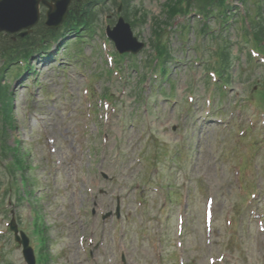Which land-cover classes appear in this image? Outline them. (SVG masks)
I'll use <instances>...</instances> for the list:
<instances>
[{"label": "rangeland", "instance_id": "rangeland-1", "mask_svg": "<svg viewBox=\"0 0 264 264\" xmlns=\"http://www.w3.org/2000/svg\"><path fill=\"white\" fill-rule=\"evenodd\" d=\"M137 1L151 14H157L163 0ZM110 3L108 0V7L115 14L116 9ZM44 7L40 6L39 20L30 33L43 29ZM100 19L101 24L94 28L93 34L85 36L87 41L81 48V57L69 51L75 48V44L69 42L51 62H37V74H32L31 79L16 80L13 72L5 77L12 83L15 98L14 126L7 140L12 146L17 145L31 165L37 186L32 192H29L32 185L25 192L21 190L19 195L24 196L23 200L17 202V196L16 199L12 196L6 207L1 206L0 214L4 217L0 216V230L5 231L9 217L5 208H8L15 216L19 215L33 236L30 222L37 211L38 225L55 255L51 264H121L117 257L119 252L124 253L128 264H154L153 257L159 251L163 252V259L155 264H176L179 256L190 259V264H211V256L214 264L219 260L221 264H264V232L256 224L246 219L242 225H234L233 228L241 230L236 237L230 239L226 234L232 214L229 198L236 193L245 197L254 188L256 178L264 174V97L258 94L255 100L237 101L233 95L241 86L229 83L221 56L216 54L210 59L203 49L188 51L187 46L194 40L193 30L190 28L184 41L172 30L167 34L169 45L174 55L183 61L170 64L167 81L153 79L151 86L146 81L141 94H152L146 97L147 103L138 104L131 90L137 85L141 69L128 68L130 82L124 84L123 80H118L114 85L125 88L124 92L115 88L118 110L113 112L109 106L108 119L93 120L90 109L95 99L85 95L87 79L92 78L99 98L109 99L110 94L108 88L102 92L98 89L103 80L92 75V71L105 64V54L100 50V31L105 23L102 16ZM192 19L189 22L196 26V20ZM135 30L138 38L148 43L149 22ZM229 35L235 41L236 33L232 28ZM68 37L73 39L72 35ZM148 46L136 54V60L143 59ZM246 50L237 51L234 71L240 67L246 69ZM193 56L197 63L201 62L200 67H191L194 64L190 57ZM106 61L110 62L108 55ZM162 67L160 62L159 71ZM204 68L208 69L209 76L200 79V69ZM254 69L260 71L254 74L261 76L259 81L263 84L264 68ZM105 73L122 78L125 70L115 67ZM198 75L201 76L197 80ZM108 85L112 86L113 82ZM244 88L248 89L246 85ZM216 98L221 100L217 110L228 106L224 116L231 125L229 134L211 117L200 116L203 101ZM179 106L183 108L180 115ZM6 111L9 116L5 123L11 127L10 108ZM97 111L99 113V109ZM257 122L261 124L259 129L253 128ZM182 134L186 137V153L177 143ZM159 139L170 143L164 160L166 167L142 169L144 164L139 163L137 154L140 152L146 159L147 150L154 149ZM178 153V159L171 161ZM99 170L112 176V180L103 179ZM152 176L155 180L160 176L169 179L171 182L160 184L165 189L175 186L182 192L173 196L177 200L171 205L166 203L164 209H160L163 202L155 194L143 192L141 196L148 199L143 205L135 198L139 193L135 181ZM38 183L47 188L39 191ZM188 184L190 203L185 209ZM100 188L105 189L106 194L102 195ZM117 195L121 198V219L110 216L103 220L100 214L114 209ZM210 198L214 200L213 219L211 230L207 231L203 212ZM94 199H97L95 216L88 213ZM185 215H189L188 221L180 236L177 229L180 217L185 218ZM12 240V235L5 239L2 251H6L7 261L23 264L20 248L14 246ZM88 251L94 254L88 255Z\"/></svg>", "mask_w": 264, "mask_h": 264}, {"label": "trees", "instance_id": "trees-1", "mask_svg": "<svg viewBox=\"0 0 264 264\" xmlns=\"http://www.w3.org/2000/svg\"><path fill=\"white\" fill-rule=\"evenodd\" d=\"M184 1V2H182ZM212 1H216V0H212ZM206 0H169L167 3H165V5L168 7V12L169 14H171L174 11H178V10H182L184 8H186V5L191 7V6H195L198 7L200 9H204V7L202 6V4H205ZM94 0H81V4L80 6L77 8V10L71 11L68 15L67 20L65 21V25L68 24H91L94 22L95 16H93V12H94V6H93ZM140 11V8L137 6H134L132 4V1L129 0L128 2V6L125 8V15L127 17H131V15H135L137 12ZM141 14H146V11H142ZM157 21V20H156ZM262 34H264V30L261 31ZM55 31L47 28L46 31L43 33V37H47V36H51L54 35ZM29 37L34 38V36H26V39H28ZM4 39H9V40H3L0 38V54L1 56H3V66L0 67L1 69L6 68V66L9 64V62H11V60L13 59L12 56L9 55L8 53V49H10V51L14 50V45H9L8 42L11 41L12 39L10 38H4ZM21 47V46H20ZM21 54H23L22 56H26L27 53V49L24 48V50L21 52ZM2 77L0 76V104H2V108L5 111V119L9 116V113L6 111V109H9V105H10V98H9V94H8V90H7V86L2 82ZM15 160L14 162L16 164H20L21 163V157L17 156L14 157ZM14 162H10L8 165L12 166V164Z\"/></svg>", "mask_w": 264, "mask_h": 264}, {"label": "water", "instance_id": "water-1", "mask_svg": "<svg viewBox=\"0 0 264 264\" xmlns=\"http://www.w3.org/2000/svg\"><path fill=\"white\" fill-rule=\"evenodd\" d=\"M37 4L38 0H0V30L13 31L32 25L38 17ZM48 15L47 23L55 25L63 18L64 10L52 16L48 11ZM128 34L127 31L122 30L123 39L126 38L127 44L121 46L118 39L119 47L121 50L135 51L139 44H135ZM115 38L117 39V36ZM12 225L14 227V224Z\"/></svg>", "mask_w": 264, "mask_h": 264}]
</instances>
